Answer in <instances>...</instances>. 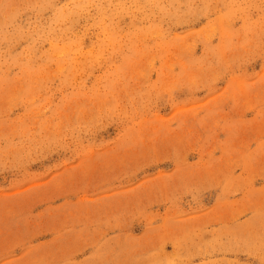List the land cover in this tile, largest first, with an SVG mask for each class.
Here are the masks:
<instances>
[{
  "label": "rangeland",
  "instance_id": "374dc122",
  "mask_svg": "<svg viewBox=\"0 0 264 264\" xmlns=\"http://www.w3.org/2000/svg\"><path fill=\"white\" fill-rule=\"evenodd\" d=\"M0 264H264V0H0Z\"/></svg>",
  "mask_w": 264,
  "mask_h": 264
}]
</instances>
